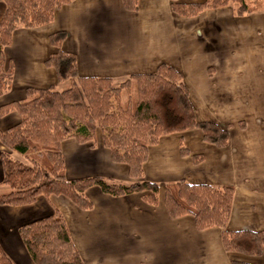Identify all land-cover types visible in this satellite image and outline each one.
<instances>
[{
    "label": "crops",
    "instance_id": "obj_1",
    "mask_svg": "<svg viewBox=\"0 0 264 264\" xmlns=\"http://www.w3.org/2000/svg\"><path fill=\"white\" fill-rule=\"evenodd\" d=\"M172 3L138 0L136 11H127L121 0H74L56 9L50 23L12 33L4 58L12 65L13 81L0 96V107L24 100L30 88L64 86L55 69L45 64L56 51L49 36L64 32L61 50L75 56L78 76L109 78L117 84L165 64L181 74L196 119L228 133L225 147L204 142L202 132L192 129L162 136L148 148L143 177L160 186L156 206L146 203L143 193L113 197L97 187L86 191L93 203L90 210L56 195L40 196L24 207L0 206V212L11 215L0 221V234H7L0 235V245L15 264H32L18 227L54 209L65 218L84 264H264V53L259 52L264 17H237L229 7L184 18L172 11ZM3 12L0 2V18ZM18 121L17 112L0 115V131ZM61 152L68 180L100 176L123 184L133 181L127 166L112 160L97 135L83 144L66 139ZM179 180L233 186L225 229L261 233L262 254L226 252L221 229L197 230L188 215L171 219L163 186Z\"/></svg>",
    "mask_w": 264,
    "mask_h": 264
},
{
    "label": "trees",
    "instance_id": "obj_2",
    "mask_svg": "<svg viewBox=\"0 0 264 264\" xmlns=\"http://www.w3.org/2000/svg\"><path fill=\"white\" fill-rule=\"evenodd\" d=\"M74 0H0V96L9 90L13 68L6 63L4 48L17 28H37L50 23L54 12ZM172 11L184 18L206 10L232 7L237 17L264 11V0H203L181 3L172 0ZM127 11H136L138 0H121ZM66 35L49 36L56 49L45 64L55 69L62 89H27L22 101L0 107V115L17 112L19 121L0 131L2 179L0 206L32 205L40 196H62L80 210H90L86 191L97 187L102 193L125 196L143 193L151 206L158 204L160 186L143 177V164L150 146L159 138L192 129L202 132L204 142L216 147L228 144V133L212 122L196 119L189 92L181 74L162 64L150 74L131 75L119 85L109 78L80 77L75 56L61 50ZM100 133L113 161L125 164L131 183L123 184L93 176L68 180L61 143L94 141ZM185 153V149H183ZM13 154L15 157H13ZM234 188L190 184L184 180L163 186V203L168 216H191L197 230L219 228L226 252L258 257L263 235L250 231L226 230ZM17 235L32 264H84L69 233L65 218L57 209L46 217L22 224ZM0 264H15L0 245ZM233 264H247L234 261Z\"/></svg>",
    "mask_w": 264,
    "mask_h": 264
},
{
    "label": "rangeland",
    "instance_id": "obj_3",
    "mask_svg": "<svg viewBox=\"0 0 264 264\" xmlns=\"http://www.w3.org/2000/svg\"><path fill=\"white\" fill-rule=\"evenodd\" d=\"M225 8H229V7H225ZM232 8V7H231ZM230 8V9H231ZM247 16H249L250 18L252 17H255V18H257V17H264V11H260V12H255V13H251V14H248ZM263 20V19H262ZM264 22V21H263ZM261 24H262V26L260 27V30H262L261 32V36H260V38H259V40H260V43L262 44L261 45V47H260V54H262V53H264V27H263V23L261 22ZM263 51V52H262ZM260 59H263L262 61L264 62V57H262V58H260ZM116 83V82H115ZM114 83V85H119L120 83H117V84H115ZM63 88V86H58V89H62ZM97 136L99 137V138H101V136H100V133L99 132H97ZM13 157H15V155L13 154ZM3 189H5V187L4 186H2L1 184H0V192L3 190ZM0 211H2L1 209H0ZM17 212H19V211H17ZM11 218V215L10 214H8V213H2V212H0V221H2V220H4V221H7V220H9ZM0 228H2L1 227V225H0ZM9 232H12V230L11 229H9L8 230ZM3 232V231H2ZM0 235H3L4 237H5V235H7V234H3V233H1ZM4 243H5V241H4ZM6 245L7 246H9V243L7 242L6 243ZM10 249L12 250V247H10ZM9 249V250H10ZM13 251V250H12Z\"/></svg>",
    "mask_w": 264,
    "mask_h": 264
}]
</instances>
